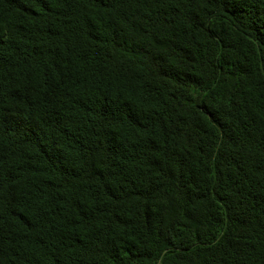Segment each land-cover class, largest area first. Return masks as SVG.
<instances>
[{
	"label": "trees",
	"instance_id": "1",
	"mask_svg": "<svg viewBox=\"0 0 264 264\" xmlns=\"http://www.w3.org/2000/svg\"><path fill=\"white\" fill-rule=\"evenodd\" d=\"M0 264H264V0H0Z\"/></svg>",
	"mask_w": 264,
	"mask_h": 264
}]
</instances>
